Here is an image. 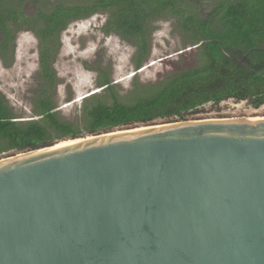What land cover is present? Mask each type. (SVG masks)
I'll list each match as a JSON object with an SVG mask.
<instances>
[{
    "label": "water",
    "instance_id": "95a60500",
    "mask_svg": "<svg viewBox=\"0 0 264 264\" xmlns=\"http://www.w3.org/2000/svg\"><path fill=\"white\" fill-rule=\"evenodd\" d=\"M0 264H264V117L116 128L0 159Z\"/></svg>",
    "mask_w": 264,
    "mask_h": 264
},
{
    "label": "trees",
    "instance_id": "16d2710c",
    "mask_svg": "<svg viewBox=\"0 0 264 264\" xmlns=\"http://www.w3.org/2000/svg\"><path fill=\"white\" fill-rule=\"evenodd\" d=\"M98 13L106 15L105 34L114 33L135 48V70L148 57L152 23L164 16L186 34L195 63L167 72L153 84L134 82L123 100L108 73L96 67L99 91L82 99L79 118L70 122L59 116L54 102L60 36L71 23ZM22 31L37 40L34 119L21 120L0 92V155L156 120L187 121L206 104L232 100L264 106V0H0L4 67L13 64Z\"/></svg>",
    "mask_w": 264,
    "mask_h": 264
},
{
    "label": "rangeland",
    "instance_id": "374dc122",
    "mask_svg": "<svg viewBox=\"0 0 264 264\" xmlns=\"http://www.w3.org/2000/svg\"><path fill=\"white\" fill-rule=\"evenodd\" d=\"M30 9H28L29 11ZM106 15L95 14L71 23L60 36V50L54 63L58 84L54 102L59 116L73 122L79 118L82 99L98 92L96 80L99 67L116 84L120 100L133 89V83H155L165 73L194 65L193 52L186 34L177 28L175 20L164 16L152 23L150 51L139 70H135V48L114 33L102 30ZM37 40L29 31L18 33L13 64L4 67L0 61V92L21 120L34 119L32 93L38 83ZM264 117V106L253 108L244 101H226L219 105L206 104L187 121L208 119H240ZM177 120H156L153 124ZM86 137V136H84ZM13 156L12 152L0 159ZM15 155V154H14Z\"/></svg>",
    "mask_w": 264,
    "mask_h": 264
}]
</instances>
